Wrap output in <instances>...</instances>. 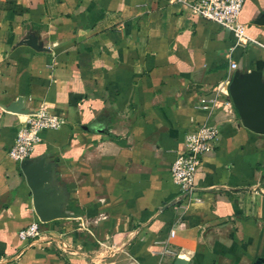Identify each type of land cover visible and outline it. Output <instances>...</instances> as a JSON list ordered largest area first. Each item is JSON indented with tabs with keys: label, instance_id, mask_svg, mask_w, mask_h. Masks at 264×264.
Returning <instances> with one entry per match:
<instances>
[{
	"label": "crops",
	"instance_id": "0c3cea01",
	"mask_svg": "<svg viewBox=\"0 0 264 264\" xmlns=\"http://www.w3.org/2000/svg\"><path fill=\"white\" fill-rule=\"evenodd\" d=\"M244 7L241 45L184 0H0V264L264 259V135L229 93L237 70L264 74V0ZM41 105L62 120L28 159L51 165L49 222L9 155ZM204 124L218 137L183 194L172 164Z\"/></svg>",
	"mask_w": 264,
	"mask_h": 264
},
{
	"label": "built area",
	"instance_id": "2783aa9c",
	"mask_svg": "<svg viewBox=\"0 0 264 264\" xmlns=\"http://www.w3.org/2000/svg\"><path fill=\"white\" fill-rule=\"evenodd\" d=\"M190 3L198 16L208 21L220 24L223 28L233 32L238 44L246 45L247 27L241 22V14L245 10L247 0H184ZM232 68H237L231 62ZM62 123L61 118L49 112L43 105L27 114L14 139V144L9 149V155L19 162L28 160L31 152L41 138L40 132L45 128H58ZM218 137L215 125L204 124L187 133L184 150L178 152L172 164V178L181 193H190L194 189V180L197 167L202 154L211 148ZM39 226L31 225L20 233L21 238L38 235ZM175 230L172 229L170 236Z\"/></svg>",
	"mask_w": 264,
	"mask_h": 264
},
{
	"label": "water",
	"instance_id": "95a60500",
	"mask_svg": "<svg viewBox=\"0 0 264 264\" xmlns=\"http://www.w3.org/2000/svg\"><path fill=\"white\" fill-rule=\"evenodd\" d=\"M229 93L239 114L242 125L247 129L264 135V74L260 70L241 72L237 70L229 84ZM21 167L28 177V184L33 192L34 207L41 222H49L65 216L45 202V182L51 170V165L41 159L31 163L21 162ZM174 205V202L170 206ZM253 264H264L263 258H258Z\"/></svg>",
	"mask_w": 264,
	"mask_h": 264
}]
</instances>
